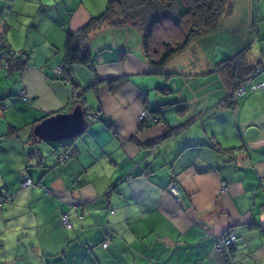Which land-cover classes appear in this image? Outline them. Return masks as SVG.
I'll use <instances>...</instances> for the list:
<instances>
[{
	"label": "crops",
	"instance_id": "crops-1",
	"mask_svg": "<svg viewBox=\"0 0 264 264\" xmlns=\"http://www.w3.org/2000/svg\"><path fill=\"white\" fill-rule=\"evenodd\" d=\"M106 1L0 0V42L27 55L18 69L0 58V264H264V88L234 100L214 71L242 50L247 64L264 66L259 7L243 24L229 0L216 31L158 71L137 28L103 25L89 39L93 68H72L83 106L102 119L61 143L34 137L36 123L75 106L74 84L54 69L66 33ZM262 80L264 70L253 82ZM145 108L156 123L140 121ZM230 228L237 244L218 250Z\"/></svg>",
	"mask_w": 264,
	"mask_h": 264
},
{
	"label": "trees",
	"instance_id": "trees-1",
	"mask_svg": "<svg viewBox=\"0 0 264 264\" xmlns=\"http://www.w3.org/2000/svg\"><path fill=\"white\" fill-rule=\"evenodd\" d=\"M230 12L229 0H107L101 14L91 17L75 31L66 33L61 79L73 80L72 68L75 64L93 68L95 60L89 39L94 31L105 24L112 27L131 25L137 28L141 36L143 56L150 67L158 71L191 41L214 33L222 17ZM8 62L14 69L25 64L16 57H10ZM255 70L256 67L247 64L243 50L214 66V71L221 73L225 82L228 80V84L231 83V97L238 81ZM73 84L75 88H80L74 80ZM83 91L80 88L81 96ZM80 105L83 106V103ZM144 110L155 116L153 111L147 108Z\"/></svg>",
	"mask_w": 264,
	"mask_h": 264
},
{
	"label": "built area",
	"instance_id": "built-area-1",
	"mask_svg": "<svg viewBox=\"0 0 264 264\" xmlns=\"http://www.w3.org/2000/svg\"><path fill=\"white\" fill-rule=\"evenodd\" d=\"M10 57H16L19 58L20 61L25 62L27 59V56L23 53V52H14L10 49H8L3 43L2 41L0 42V58L4 61V68L5 69H14V67H12L9 62L8 59ZM264 70V66H259L256 68L255 72H253L252 74H250L248 77L244 78L241 81H238L237 83V88L234 90L233 92V98L234 100H237L238 98L242 97L243 95H245L246 93L250 92V91H254L257 90L259 88H264V80L254 83L253 79L255 78V76L259 73H261ZM54 73L56 74L57 77H62L63 76V69L61 66H58L54 69ZM65 83L68 84H73V80L71 78H66V79H62ZM20 95L22 97L25 96V92L21 91ZM82 96L80 94V88H75L74 90V95H73V104H82ZM86 108V112H87V119L89 120L92 117H96V118H100L101 114L99 112H92L90 109H88L86 106H84ZM139 119L141 122L143 123H147V124H153L157 122V118L150 114L149 112H147L146 110H141L139 112L138 115ZM68 156V153L66 152H62L59 156V161H64ZM33 184L31 178L28 175H24L23 177V181H22V186L26 187V186H31ZM166 190L168 191V193L173 196V198L179 202L180 201V197H181V191L179 189V187L177 186V184L175 183H170L168 184ZM221 190L222 191H227V186L226 184L223 182L221 185ZM2 201L0 202V206L2 205ZM62 222L63 225L66 228H71L72 224L68 219L67 215H63L62 216ZM239 240V236L236 233V231L232 228H230L225 234H223L217 243L216 248L218 250H220L221 248H232L234 247L237 242ZM109 240L106 239L105 241L102 242L101 246L103 248L107 247L109 244Z\"/></svg>",
	"mask_w": 264,
	"mask_h": 264
},
{
	"label": "water",
	"instance_id": "water-1",
	"mask_svg": "<svg viewBox=\"0 0 264 264\" xmlns=\"http://www.w3.org/2000/svg\"><path fill=\"white\" fill-rule=\"evenodd\" d=\"M86 108L76 104L67 113L50 115L32 128L34 137L48 144L61 143L63 140L77 137L87 127Z\"/></svg>",
	"mask_w": 264,
	"mask_h": 264
},
{
	"label": "rangeland",
	"instance_id": "rangeland-1",
	"mask_svg": "<svg viewBox=\"0 0 264 264\" xmlns=\"http://www.w3.org/2000/svg\"><path fill=\"white\" fill-rule=\"evenodd\" d=\"M235 3H237V8L240 9V14H242L241 18H243V20H242L243 24L248 23L247 19L250 18L249 15L246 16V14H245V10H247V8L249 6L254 7V8H257V7L260 8L259 20H260L261 24L264 23V15H263V13H264V0H235ZM238 17H239V15H237V14L232 16L233 19H236ZM245 35H246V33H245ZM249 35H251V33L247 32L248 37H249Z\"/></svg>",
	"mask_w": 264,
	"mask_h": 264
}]
</instances>
